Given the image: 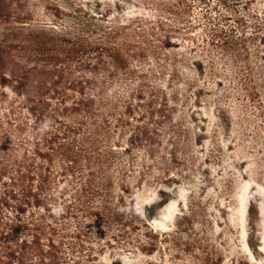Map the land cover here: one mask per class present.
I'll return each instance as SVG.
<instances>
[{
	"label": "rangeland",
	"instance_id": "374dc122",
	"mask_svg": "<svg viewBox=\"0 0 264 264\" xmlns=\"http://www.w3.org/2000/svg\"><path fill=\"white\" fill-rule=\"evenodd\" d=\"M5 153L59 163L64 195L91 169L119 222L135 203L162 234L145 253L59 193L69 264H264V0H0ZM13 206L0 232L35 218Z\"/></svg>",
	"mask_w": 264,
	"mask_h": 264
},
{
	"label": "trees",
	"instance_id": "16d2710c",
	"mask_svg": "<svg viewBox=\"0 0 264 264\" xmlns=\"http://www.w3.org/2000/svg\"><path fill=\"white\" fill-rule=\"evenodd\" d=\"M211 33L214 38L219 36L216 30L211 31ZM111 35L112 33H110V37ZM115 52L118 54L117 49H115L107 57L108 60L117 61ZM1 145L2 149H6L3 141ZM36 150L38 152H36L37 157L43 158L39 149L36 148ZM78 162V155L74 153V156L69 160V167H77ZM93 165V170L100 173L98 186L102 183L111 184L113 186L112 190H114L115 180L118 182L116 183L118 188L119 182H125L122 174L105 173L106 171L101 162H96ZM9 166L17 169L9 170ZM59 169L62 170V167L58 163L51 170L45 172V167L42 164L37 161H30L26 155L19 157L13 153L0 155V186H2L0 208L6 209L10 203H13V208L19 216L28 211H25L26 207L30 210L33 209L35 213L32 222H21V219H18L22 224L21 227L17 226L16 223H11L8 224L5 231L0 232V264H69L61 249V241H64L65 225L57 224V222L51 226L45 224L43 216V213L46 212L48 217L55 221L56 216L62 215L60 213V210H63L62 204L56 202L59 193L63 194L60 197L61 201L64 202L66 197H69L72 201V203L69 201L71 206H66V210L71 209L73 212H80L84 214L86 219L97 217L104 224L119 223L122 227H127L130 231L135 232L138 240L133 246H136L137 249L145 253H151L155 247L160 245V239H163L161 238L162 234L148 228L138 218V204H132L129 208V216L123 222H119V207L114 204L111 206L106 200H99V196L94 197L97 188H92L94 186L92 183L93 178L88 177L93 175L91 169L87 171L86 177L78 176V183H75L71 195H64L63 192H60L63 182L60 184L58 179L60 178L57 175ZM83 171L81 168L80 172L78 171L76 174L81 175ZM4 173L7 175H4ZM50 207L52 209H49ZM93 210H97L95 214H93ZM49 228L52 233H45V230ZM21 232L23 237H18L17 233L21 234ZM126 244L129 245V243ZM33 254L36 255L33 256ZM25 255L28 256L27 259L24 258ZM30 256H33V258H29Z\"/></svg>",
	"mask_w": 264,
	"mask_h": 264
}]
</instances>
